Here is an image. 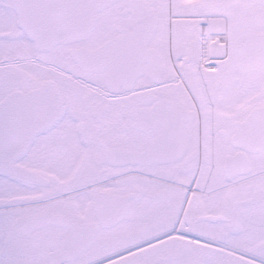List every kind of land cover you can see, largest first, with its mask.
I'll return each mask as SVG.
<instances>
[{"label": "snow or ice", "instance_id": "1", "mask_svg": "<svg viewBox=\"0 0 264 264\" xmlns=\"http://www.w3.org/2000/svg\"><path fill=\"white\" fill-rule=\"evenodd\" d=\"M0 264H264V0H0Z\"/></svg>", "mask_w": 264, "mask_h": 264}]
</instances>
